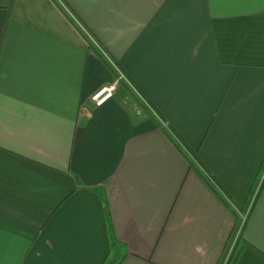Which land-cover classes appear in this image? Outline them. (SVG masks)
<instances>
[{
	"label": "crops",
	"instance_id": "crops-1",
	"mask_svg": "<svg viewBox=\"0 0 264 264\" xmlns=\"http://www.w3.org/2000/svg\"><path fill=\"white\" fill-rule=\"evenodd\" d=\"M105 258L264 264V0H0V264Z\"/></svg>",
	"mask_w": 264,
	"mask_h": 264
},
{
	"label": "built area",
	"instance_id": "built-area-1",
	"mask_svg": "<svg viewBox=\"0 0 264 264\" xmlns=\"http://www.w3.org/2000/svg\"><path fill=\"white\" fill-rule=\"evenodd\" d=\"M86 31V30H85ZM87 32V31H86ZM87 35L89 36L90 41L92 42V44L95 46L96 50L98 52H100V54L102 55V58L108 63L110 64V66L114 69H116V65L115 62L113 61V59L111 58L110 54H108V52L98 43L96 42V40L94 39L93 36H91L88 32ZM120 79H125L124 75L118 71V78L117 80ZM114 81L110 84H105L103 86H101L98 90H96L92 95H91V101L94 103L95 106H100L102 105L106 100H108L109 98H111L114 94V91L117 87V83L118 81ZM236 212L239 215V227L243 224L247 213L246 212H242L238 209H236Z\"/></svg>",
	"mask_w": 264,
	"mask_h": 264
},
{
	"label": "trees",
	"instance_id": "trees-1",
	"mask_svg": "<svg viewBox=\"0 0 264 264\" xmlns=\"http://www.w3.org/2000/svg\"><path fill=\"white\" fill-rule=\"evenodd\" d=\"M102 59V58H101ZM104 62L107 64V66L111 69V71H114V69L111 67V66H109V64L104 60ZM115 72V71H114ZM102 264H117L116 262H110V261H108L107 260V258H105V260L103 261V263Z\"/></svg>",
	"mask_w": 264,
	"mask_h": 264
}]
</instances>
